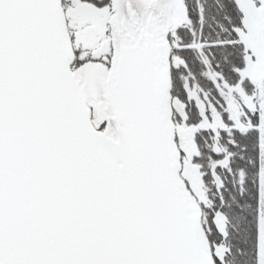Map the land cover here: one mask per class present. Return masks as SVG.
I'll list each match as a JSON object with an SVG mask.
<instances>
[{
    "label": "snow or ice",
    "instance_id": "6c2138e0",
    "mask_svg": "<svg viewBox=\"0 0 264 264\" xmlns=\"http://www.w3.org/2000/svg\"><path fill=\"white\" fill-rule=\"evenodd\" d=\"M0 264H264V0H0Z\"/></svg>",
    "mask_w": 264,
    "mask_h": 264
}]
</instances>
